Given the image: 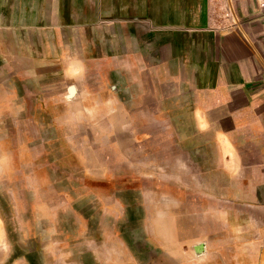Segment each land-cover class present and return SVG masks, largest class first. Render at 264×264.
<instances>
[{
    "label": "rangeland",
    "instance_id": "obj_1",
    "mask_svg": "<svg viewBox=\"0 0 264 264\" xmlns=\"http://www.w3.org/2000/svg\"><path fill=\"white\" fill-rule=\"evenodd\" d=\"M38 50L0 39V264H217L215 255L193 253L200 239L190 220L227 233L234 219L227 204L202 203L213 189L207 182L217 189L226 176L203 173L219 163L210 149L201 158L196 148L205 144L178 142L211 132L143 121L147 112L132 111L130 96L117 113L114 78H68L73 65L38 63ZM111 66L93 68L104 75ZM73 86L81 93L71 99ZM177 119L186 123L179 113L171 123ZM221 196L226 190L215 191ZM256 228L232 231L244 238ZM245 241L258 251L256 239Z\"/></svg>",
    "mask_w": 264,
    "mask_h": 264
},
{
    "label": "crops",
    "instance_id": "obj_2",
    "mask_svg": "<svg viewBox=\"0 0 264 264\" xmlns=\"http://www.w3.org/2000/svg\"><path fill=\"white\" fill-rule=\"evenodd\" d=\"M260 1L264 2L0 0L4 47L38 48L37 57L42 58L38 63L73 65L68 78H114L111 90L116 93L117 113L124 111L125 97L130 96L132 111L147 112L143 121L158 119L164 127L195 126L211 132L181 137L178 142L205 144L196 148L201 158L203 150L210 149L219 163L203 173L226 176V183H219L217 189L214 180L207 182L213 189L205 191L202 203L214 209L227 204L234 218L227 233L219 234L214 222L207 226L205 219L190 220L197 226L195 240L200 239L192 245L193 253L215 255L217 264H264V8H259ZM104 63L112 65L104 72L114 76L93 68ZM68 92L72 99L81 90L73 86ZM82 94H89V88L84 87ZM175 113L186 123L182 119L171 123ZM216 190H226V199L215 197ZM236 214L243 222H236ZM252 222L257 230L245 232L244 238L256 239L258 251H249L251 243L232 231L246 229ZM226 238L228 248L217 244ZM225 255L228 262L219 263Z\"/></svg>",
    "mask_w": 264,
    "mask_h": 264
},
{
    "label": "built area",
    "instance_id": "obj_3",
    "mask_svg": "<svg viewBox=\"0 0 264 264\" xmlns=\"http://www.w3.org/2000/svg\"><path fill=\"white\" fill-rule=\"evenodd\" d=\"M258 6H259V8H264V2L260 1Z\"/></svg>",
    "mask_w": 264,
    "mask_h": 264
},
{
    "label": "water",
    "instance_id": "obj_4",
    "mask_svg": "<svg viewBox=\"0 0 264 264\" xmlns=\"http://www.w3.org/2000/svg\"><path fill=\"white\" fill-rule=\"evenodd\" d=\"M73 87H70V89H72ZM71 93L73 92V91H70Z\"/></svg>",
    "mask_w": 264,
    "mask_h": 264
}]
</instances>
